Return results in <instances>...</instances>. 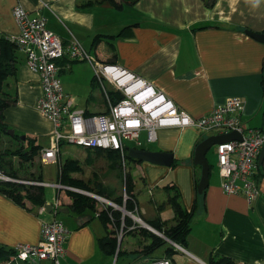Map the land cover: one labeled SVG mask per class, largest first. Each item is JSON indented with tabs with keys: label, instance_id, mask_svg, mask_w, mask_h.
Wrapping results in <instances>:
<instances>
[{
	"label": "crops",
	"instance_id": "1",
	"mask_svg": "<svg viewBox=\"0 0 264 264\" xmlns=\"http://www.w3.org/2000/svg\"><path fill=\"white\" fill-rule=\"evenodd\" d=\"M207 1L211 0H136L116 8L108 0H0V37L19 35L13 10L21 4L30 14L43 15L47 28L59 35L65 45L77 39L96 60L121 66L151 83L194 118L204 116L228 98L238 97L245 102L244 121L260 128L264 119V42L246 31L264 33V0H215L213 5H208ZM130 25H133L131 34L110 38ZM98 35L106 37L94 45ZM18 47V73L6 83L17 102L4 111V122L15 134L35 137L43 150L51 144L54 125L37 108L43 91L41 75L29 68L26 52ZM59 65L61 74L65 73L61 80L66 98H70L76 107L90 112L106 111L101 91L97 104L90 92L91 87L98 86L94 76L91 77L94 69L89 62L70 60L65 56ZM79 72L86 73V79L78 80ZM87 87H90L88 91ZM86 91L90 94L83 101L86 106H80L78 99ZM91 104L95 105L94 109L90 108ZM210 134L193 125L166 126L158 129L156 141L148 142L147 132H141L140 145L135 142L133 147L172 152L174 162L172 166L140 159L128 162L126 172L134 180L133 195L137 204L134 212L148 223L160 219L172 225L175 212L167 202L168 192L174 194L177 191L182 206L194 212L195 220L181 245L183 249L172 246L174 252L168 257L172 264H211L212 257L221 256L234 259L236 264H264V162L257 174L260 195L253 202L244 196L225 193L219 169L212 172V165L209 185L200 194L201 166L194 164L193 157L198 143ZM41 153L34 162L40 157L45 165L59 164L60 171L62 160L59 155L55 162L46 163ZM207 157L210 162L208 154ZM106 162V166L112 168V161ZM30 164L23 162L22 168ZM29 169V173H41L33 167ZM113 169L121 171L116 180L112 176L114 181L118 180L116 186L111 185L110 180L99 178L115 190L114 197H125L122 169L120 165ZM43 180L59 183V180H45L44 176ZM47 186L52 188L53 198H47L45 191V212L41 211L43 206H36L27 199L22 205L0 192V246L15 249L22 244L39 243L42 223L51 221L53 216L69 230L66 253L60 264H111L105 259L110 256L100 249L98 241L113 229V225L107 228L99 213L107 206L122 211L124 216L131 217V211L125 213L119 205L98 200L97 211L86 209L78 213L71 208L72 199L67 187ZM56 198L61 202L60 208L70 210L61 212L63 218H60V211L49 212L48 205ZM79 221L81 225H78ZM135 234L124 233V259L150 261L152 254L135 252L143 249L137 242L138 237L145 244L151 242V237ZM121 244L122 241L119 246ZM165 252L166 249L157 257L167 259Z\"/></svg>",
	"mask_w": 264,
	"mask_h": 264
},
{
	"label": "built area",
	"instance_id": "2",
	"mask_svg": "<svg viewBox=\"0 0 264 264\" xmlns=\"http://www.w3.org/2000/svg\"><path fill=\"white\" fill-rule=\"evenodd\" d=\"M13 15L20 33L10 39L26 52L29 68L41 75L43 91L37 101V108L54 125L51 144L41 151L44 162H55L61 152V145L67 142L83 148L119 150L123 166L127 168L126 154L129 146L126 141H135L140 145L143 130L147 132L148 142L156 141L158 129L166 126L193 125L211 134L238 131L242 139L215 145L222 189L230 195L244 196L249 202L259 197L257 174L259 156L264 147V119L260 128L248 125L243 119L244 100L238 97L228 98L204 116L194 118L181 110L162 91H157L151 83L121 66L103 64L96 60L77 39L74 38L65 45L59 35L47 28V20L43 15H32L21 4L15 6ZM65 56L70 60L88 61L92 65L94 79L102 93L106 111L90 112L76 107L70 98H66L60 77L61 66L58 63ZM0 178L34 185L66 187L59 183L26 181L6 175H0ZM82 192L118 206L103 196ZM128 198L125 193L124 200ZM60 205V200L54 199L55 214L59 212ZM41 208L42 212L46 211L45 206ZM130 213L134 215L133 212ZM121 231L120 240L123 237V230ZM68 234V228L58 219L43 222L39 243L15 247L16 263L49 260L53 264H60L66 253L65 241ZM171 243L177 249H183L178 243ZM143 264L172 263L170 259L164 258Z\"/></svg>",
	"mask_w": 264,
	"mask_h": 264
},
{
	"label": "trees",
	"instance_id": "3",
	"mask_svg": "<svg viewBox=\"0 0 264 264\" xmlns=\"http://www.w3.org/2000/svg\"><path fill=\"white\" fill-rule=\"evenodd\" d=\"M116 8H122L125 4H131L136 0H122L118 2L116 0H108ZM215 0L207 1L208 5H213ZM133 25L125 27L117 35H112L110 38H118L131 34ZM106 37L105 35H98L94 39V45H98L101 40ZM19 49L15 41H12L10 38L0 37V129H8V125L4 122L5 116L4 111L17 102V98L12 95V90L6 88V83L10 79H14L18 73V56L17 50ZM61 60V59H60ZM58 61V63L60 62ZM78 61V59H76ZM61 74V71H60ZM117 97V95H114ZM13 138H16L20 144L19 148L5 150L3 153H0V167L4 171L5 175L17 178L25 179L29 181H44L43 174L36 175L31 173V175H19L20 167L18 168L15 164L10 161H7L3 158L4 154L10 153L21 158V162H31L29 166H33L34 159L40 155V151L43 148L40 144L37 143L35 137L26 136V139L23 140L19 134H15ZM88 156L86 157L84 163L88 166H92L95 163V159L99 157H106L112 161L111 169L117 165L121 166V153L116 149H103V148H85ZM126 158L133 161H139L126 154ZM7 161V162H6ZM127 161V162H129ZM15 165V166H14ZM22 168V167H21ZM260 169V165H259ZM83 167L79 159L68 158L63 163H61L60 171L58 175L59 184L65 186L74 187L82 191H91L100 196L106 197L107 199L116 202L117 205H124L128 211L134 212L137 208L136 198L133 195L134 191V180L129 172H126L124 175V185L126 192L129 196L127 200H124L123 196L114 197L115 190L111 189L106 185L100 178L99 173L95 172L94 178L86 180L79 176H74L76 173H82ZM211 171V170H210ZM211 173V172H210ZM24 177V178H23ZM168 190H172L171 187H166ZM69 190V196L72 199L71 208L76 212L81 213L86 209L97 211L96 204L98 203L96 199L90 197L84 193ZM0 192L4 195L10 197L19 204L25 205L24 199L31 201L36 206H43L46 203V194L45 186L39 185H28L21 182L6 181L0 179ZM114 197V198H113ZM167 202L172 206L175 212V222L172 225H169L167 221L156 219L150 221L149 224L154 227L156 230L161 232L166 238L171 239L172 241L183 245V242L186 240V236L191 229L192 221L194 220V212L188 211L185 209L180 200L179 194H172L168 192ZM100 218L104 225L109 227L110 224L113 225V229H109V232L106 236L99 239L100 249L110 257H117V259L122 255L126 256L125 252L119 246L118 231L121 229L125 233H135L146 236L147 238L151 237V242L145 244L141 238L139 242L142 245L140 251L135 252V254L146 253L153 254L158 248L167 246L165 257L170 259L171 254H173V248L166 238L159 236L158 234L150 231L145 227H135L134 220L130 216H124L122 211L114 209L112 206H107L102 209L99 213ZM148 223V222H147ZM131 227H135L130 229ZM133 229L135 231L133 232ZM16 254L15 249H6L5 247L0 246V262H12L16 263L13 256ZM117 255V256H116ZM160 259V257H153L151 261ZM211 264H236V261L228 256L221 257H212Z\"/></svg>",
	"mask_w": 264,
	"mask_h": 264
},
{
	"label": "rangeland",
	"instance_id": "4",
	"mask_svg": "<svg viewBox=\"0 0 264 264\" xmlns=\"http://www.w3.org/2000/svg\"><path fill=\"white\" fill-rule=\"evenodd\" d=\"M89 51V50H88ZM90 53V52H89ZM91 54V53H90ZM88 62V61H87ZM92 66V65H91ZM93 69V68H92ZM94 71V70H93ZM91 71V77L94 76V72ZM64 74H61L60 77L62 78V76L64 77ZM77 77H78V80L79 79H86L87 77V74L86 73H83V72H79L77 74ZM8 86L6 85V88ZM90 87H87V91ZM92 88V91L90 89V92L92 93V96L95 98V101H96V104L97 102L99 101V88L98 87H91ZM87 91L85 93L82 94L81 97H79L78 99V103L80 106H86V104L83 103L84 100H86L87 96H89L90 94L87 93ZM87 95V96H86ZM101 100L103 101V99L101 98ZM91 109H94L95 108V105L91 104L90 106ZM13 130V128H9L7 130L5 129H0V153H3L5 150H10V149H14L16 150V148H19L20 147V144L19 141L16 139V138H13V136L10 134V131ZM18 134V132H17ZM211 135V134H210ZM22 136V135H21ZM20 136V137H21ZM126 144L131 147L133 145H135V141H130V140H127L126 141ZM22 145V144H21ZM87 150L85 148H83L82 146H78V145H73V144H69L67 142H64L62 145H61V153L59 155L60 159L62 160V163L68 159V158H74V159H79L81 161V164H82V167H83V172L82 173H76L75 175L76 176H79V177H82L86 180H89V179H93L94 178V174L95 172H98L99 173V176H101L100 178L102 179V177L106 180H110L109 183L111 185H114L116 186V183L117 181H114L113 180V177L114 179L116 180L117 178V174H120L121 171L119 170H114V169H111L109 168L107 165V160H109L108 158L106 157H99V158H96L95 159V163L92 165V166H88L84 163L86 157L88 156ZM11 152V151H10ZM7 153V154H4L3 155V158H5L7 161H10L17 165V167L19 165L20 166V172H19V175L23 174V175H31V173H29L31 169L29 168H32L35 169L37 172H41L43 173V176L45 178V180H58V175H59V164H53V165H45L44 163H42L40 161V157L37 158V160L35 161V163L33 164V166H29L27 168H21L23 167V162H21V158H19V156H16V155H13L11 153ZM208 156H209V159H210V163L211 165L213 166V169H212V172H217L218 171V158H217V152H216V149H215V146H213L210 151L208 152ZM107 159V160H106ZM6 161V162H7ZM122 161V160H121ZM127 161H129V159H127ZM128 163V162H127ZM14 165V166H15ZM127 168H125V166H123V161L121 162V169H122V172H123V175H125L127 169H128V164L126 165ZM19 168V167H18ZM0 171H1V174L0 175H5L4 171L2 170V168L0 167ZM134 175H135V178L137 176V173L136 171L134 172ZM105 176H110L109 178H106ZM113 176V177H112ZM24 178V177H23ZM201 178V177H200ZM1 180H5V179H2L0 178ZM22 180H25V179H22ZM26 181H29V180H26ZM25 184H28V185H33V184H30L29 182H26ZM56 184V183H54ZM39 186H43V185H39ZM55 186V185H54ZM65 186V185H63ZM67 189L69 190H74V191H78V192H81L80 189H77V188H74V187H68L66 186ZM120 190V189H119ZM45 191H46V194H47V198H50L52 199L53 197H51L52 195V188L51 187H48V186H45ZM122 190H120L121 192ZM87 192H90V193H93L91 191H87ZM86 194V193H84ZM96 194V193H94ZM125 194V193H124ZM88 195V194H86ZM98 195V194H97ZM89 196V195H88ZM92 197V196H91ZM94 198V197H93ZM123 198H124V195H123ZM96 199V198H94ZM97 200V199H96ZM98 201V200H97ZM101 200H99L100 202ZM29 204H31L30 202H28ZM121 206V209L124 205H120ZM134 215L131 216V218L136 222V224L139 226V227H142L143 223L142 222H138L139 220V216L137 213L133 212ZM52 214H48V216H51ZM60 218H63L62 217V213L60 212ZM136 216V218L138 219H134V217ZM51 220H54L53 216H51ZM97 220V219H96ZM195 220V218H194ZM121 229L119 230V234H118V239L121 237ZM125 233V232H124ZM124 233H123V236H124ZM156 233V232H155ZM161 233V232H160ZM158 234V233H157ZM162 234V233H161ZM160 235V234H158ZM161 237L164 238L163 235H160ZM122 241V244H121V249L123 248L122 246H124V248L126 247V243L124 242L123 240V237L122 239L120 240L119 239V242ZM126 241V240H125ZM137 242L139 243V237L137 239ZM167 248V246H163L161 248H158L153 254H152V257H157V256H160L161 253L164 251V249ZM13 258H15V255L13 256ZM62 259V258H61ZM106 260H108V262H110L111 264H134V263H140V264H143L144 261H133L134 258H131V260H127V259H124V257L122 255H120V257L117 259V257H105ZM151 261V259H150ZM142 262V263H141ZM11 263V262H10ZM26 264H49L48 261L46 260H43V261H39V260H35V261H32V260H28L27 262H25ZM1 264H6L5 262L4 263H1ZM13 264V263H11ZM15 264H18V263H15Z\"/></svg>",
	"mask_w": 264,
	"mask_h": 264
},
{
	"label": "water",
	"instance_id": "5",
	"mask_svg": "<svg viewBox=\"0 0 264 264\" xmlns=\"http://www.w3.org/2000/svg\"><path fill=\"white\" fill-rule=\"evenodd\" d=\"M246 33H248L253 38L257 39L258 41L264 42V33L253 32L250 30H247ZM10 134L14 136L15 134L14 130H11ZM21 137L23 140L26 139V135H22ZM236 139L238 140L242 139V135L238 131H231V132L222 133V134H212L204 138L196 146L195 151H194L193 162L195 165L201 166V178L198 184V192L200 194H202L209 185L211 164L207 157L208 152L216 144L228 142V141H232ZM128 153L131 157L135 159L148 161L153 164L172 166L174 162V154L172 152H167V151H154V150L131 146L128 148ZM263 162H264V147L261 150L259 160H258V163L260 166L263 164ZM48 207H49V212H52L53 204H49ZM122 210L125 213H128V210L126 209L125 206L122 207ZM59 211L60 212H70L68 208H65V209L60 208ZM138 221L142 222L144 226L155 231L156 233L163 235L159 231H157L154 227H152L150 224H148L146 221L141 220V219H139ZM81 224L82 222L79 221L78 225H81ZM166 239L169 242H172L170 239L168 238Z\"/></svg>",
	"mask_w": 264,
	"mask_h": 264
},
{
	"label": "clouds",
	"instance_id": "6",
	"mask_svg": "<svg viewBox=\"0 0 264 264\" xmlns=\"http://www.w3.org/2000/svg\"><path fill=\"white\" fill-rule=\"evenodd\" d=\"M41 151H42V149H41ZM40 151V152H41ZM42 154V153H41ZM60 155V154H59ZM7 176V175H6ZM45 182V181H44ZM47 183H49V182H47ZM56 184H58V183H56ZM43 186H45V185H43ZM47 186V185H46ZM109 200V199H108ZM111 201V200H110ZM54 211V210H53ZM135 218H136V216H135ZM137 219V218H136ZM139 219H141V220H143L141 217H139ZM138 220V219H137ZM149 224V223H148ZM144 226V225H143ZM153 231V230H152ZM158 231V230H157ZM153 232H155V231H153ZM165 238V237H164ZM167 240V239H166ZM171 240V239H170ZM171 261V260H170Z\"/></svg>",
	"mask_w": 264,
	"mask_h": 264
}]
</instances>
